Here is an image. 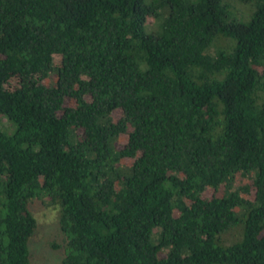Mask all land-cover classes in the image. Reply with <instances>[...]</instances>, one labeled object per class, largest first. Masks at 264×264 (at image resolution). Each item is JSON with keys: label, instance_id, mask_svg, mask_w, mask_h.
<instances>
[{"label": "trees", "instance_id": "16d2710c", "mask_svg": "<svg viewBox=\"0 0 264 264\" xmlns=\"http://www.w3.org/2000/svg\"><path fill=\"white\" fill-rule=\"evenodd\" d=\"M3 119L0 264H264V0H0Z\"/></svg>", "mask_w": 264, "mask_h": 264}, {"label": "rangeland", "instance_id": "374dc122", "mask_svg": "<svg viewBox=\"0 0 264 264\" xmlns=\"http://www.w3.org/2000/svg\"><path fill=\"white\" fill-rule=\"evenodd\" d=\"M238 14L243 19L240 12ZM120 116L118 112L116 117ZM0 126H8L7 120L3 119ZM126 140L127 136H122L120 143L125 144ZM213 195V191L206 194L207 197ZM33 212L38 221V229L30 241L31 264H60L64 257V250L61 248L64 235L60 231L59 210L44 201H38L33 205Z\"/></svg>", "mask_w": 264, "mask_h": 264}]
</instances>
